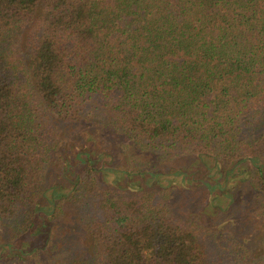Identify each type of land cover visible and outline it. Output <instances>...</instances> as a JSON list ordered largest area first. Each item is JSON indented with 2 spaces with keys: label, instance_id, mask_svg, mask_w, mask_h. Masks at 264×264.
Wrapping results in <instances>:
<instances>
[{
  "label": "trees",
  "instance_id": "1",
  "mask_svg": "<svg viewBox=\"0 0 264 264\" xmlns=\"http://www.w3.org/2000/svg\"><path fill=\"white\" fill-rule=\"evenodd\" d=\"M188 181L198 207L249 186L258 238L176 210ZM66 206L89 246L50 264H264V0H0V264L42 258Z\"/></svg>",
  "mask_w": 264,
  "mask_h": 264
},
{
  "label": "rangeland",
  "instance_id": "2",
  "mask_svg": "<svg viewBox=\"0 0 264 264\" xmlns=\"http://www.w3.org/2000/svg\"><path fill=\"white\" fill-rule=\"evenodd\" d=\"M80 127L82 129H80ZM86 132L91 133L90 137L94 139L95 142L98 141L102 144H106L104 149L111 155L110 164H124L125 160H127L126 153L128 152V150L122 149L123 144L120 142H125L124 140L119 139L120 141H118L104 136L103 130L98 128H83L82 126L71 124H62L61 126V136L63 140H68L74 143L79 142L82 138L84 139L86 137ZM85 142L88 144V149H92L87 138ZM110 159L105 157V155L98 157L99 162H109ZM202 160L206 161L205 169L211 166L210 159L204 158ZM191 163L193 164V169L198 166L201 173L204 172L205 169L202 171L204 167L202 161L200 162L199 160H196L194 162L191 161ZM215 176L216 175L211 169L209 179H213ZM53 178V173L50 170H47L45 173L46 182L50 183ZM103 178L105 180L104 182L107 183V175ZM54 182L62 184L63 190L68 189L66 181L56 179ZM198 186L199 184L196 182L188 181V183L185 184V187L187 188L184 192H180V190L177 191L179 194L174 196L175 202H173L176 210L181 212L185 211L188 213H197L199 221L204 225L217 230L224 229L226 231L230 229L238 239L246 240V238H248L247 240L251 244L253 243L251 242L252 239L258 238L259 232L258 229H256L258 224L252 220L254 212V193L251 191L249 186L244 183H235V186L231 188L229 184H226L225 191L215 192V199H213L210 205L204 203L200 207H198V204L201 201V187ZM63 209L64 211H62L61 214H58L56 217L50 219L49 222L50 225L48 234L52 237V243L54 244L53 248L50 249V247L46 246V248L40 252V254H42V258L38 256L31 259L29 254H22L19 264H50L51 261H55L57 259L59 260L60 257L66 255L67 250L75 253L80 249L79 245H83L85 248L89 246L88 235L82 224L78 221L73 210H71L68 206ZM43 215L44 214H42L41 217L43 221L45 218H50L48 214L47 216ZM3 238L4 231L0 225L1 241ZM23 242L24 243L22 244L21 249L24 251L30 248L31 245H34L33 243H38L36 240L29 241L28 238L24 239ZM49 245L52 246L51 243H49ZM52 249L54 251H51Z\"/></svg>",
  "mask_w": 264,
  "mask_h": 264
},
{
  "label": "flooded vegetation",
  "instance_id": "3",
  "mask_svg": "<svg viewBox=\"0 0 264 264\" xmlns=\"http://www.w3.org/2000/svg\"><path fill=\"white\" fill-rule=\"evenodd\" d=\"M109 173V172H108Z\"/></svg>",
  "mask_w": 264,
  "mask_h": 264
}]
</instances>
